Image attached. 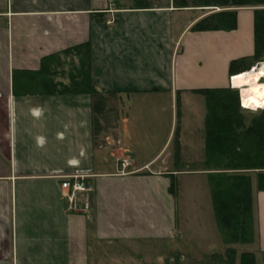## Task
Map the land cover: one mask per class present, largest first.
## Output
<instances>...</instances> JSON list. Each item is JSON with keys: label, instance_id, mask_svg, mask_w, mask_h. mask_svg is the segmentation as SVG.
I'll return each instance as SVG.
<instances>
[{"label": "crops", "instance_id": "1", "mask_svg": "<svg viewBox=\"0 0 264 264\" xmlns=\"http://www.w3.org/2000/svg\"><path fill=\"white\" fill-rule=\"evenodd\" d=\"M205 10L173 0H0V264H162L164 247L179 264H212L226 248L235 264L242 253L264 264V191L251 183L254 239L238 252L223 244L211 172L199 167L206 108L197 91L237 90L228 67L254 54L255 10H236L234 30H192ZM83 44L91 84L117 101L112 136L95 134L87 93L13 87L14 71L38 72ZM73 176L91 190L70 207L61 183Z\"/></svg>", "mask_w": 264, "mask_h": 264}, {"label": "trees", "instance_id": "2", "mask_svg": "<svg viewBox=\"0 0 264 264\" xmlns=\"http://www.w3.org/2000/svg\"><path fill=\"white\" fill-rule=\"evenodd\" d=\"M173 5L175 8L222 9L201 18L192 30L229 31L236 28V11L229 8L264 5V0H173ZM254 14V54L229 63L228 73L233 78L252 69L264 56V9H256ZM56 75L66 77L68 84H55ZM12 80L15 92L21 94L22 90L37 86L61 87L63 93L89 94L94 132L97 124L94 117L102 113L104 98L112 95L103 93L90 82L88 44L68 49L62 52V56L48 57L38 72L14 71ZM197 94L204 98L206 108V165L213 164L216 171L209 173L208 184L217 228L225 246L249 244L254 239L251 181L249 176L240 172L256 170L257 189L264 191V110L245 126L239 112L246 110L239 108L236 91L201 89ZM170 178L168 192L175 196L174 177L171 175ZM235 255L234 249L226 248L223 255H211L210 259L212 264H235ZM239 264H255L253 255L242 253Z\"/></svg>", "mask_w": 264, "mask_h": 264}, {"label": "rangeland", "instance_id": "3", "mask_svg": "<svg viewBox=\"0 0 264 264\" xmlns=\"http://www.w3.org/2000/svg\"><path fill=\"white\" fill-rule=\"evenodd\" d=\"M241 8H252L254 10H256V9H264V5L247 6V7H234V8H229V9L236 11V10L241 9ZM206 9L207 10H205L203 12H207V13L211 12L212 14L216 13V12H220V10H222V9H219V8H206ZM263 63H264V56L259 61V63H256L253 67L256 66V67L259 68ZM235 88H236V85H235ZM230 89L233 90V91H236L237 95H238V91L235 90V89H232L231 86L226 88V90H230ZM104 100H105L103 102V104H104L103 108L104 109L102 110V113L101 114H96L95 117H94L97 120V124H96V127H95V134L97 136L101 135L102 137L112 136L113 135V132H115V125H116V122L118 120V115H119L118 112H117L118 110H117L116 98L111 95V96H108V97L104 98ZM238 104H239V102H238ZM239 108H240V106H239ZM255 109L256 108H254L253 110H255ZM261 111L262 110H260V109H256V111H249V110L240 111L239 115H240V117L243 120V124L245 126H249L252 123L254 118H256L257 116L261 115V113H262ZM164 114L165 115L166 114L170 115V110L165 111ZM146 115H149V113H147ZM262 116H263V120H264V115H262ZM164 123H165V126L167 127V131H168L169 128L171 127L170 119H168L166 122H165V119H164ZM160 130H161L160 127L158 129L156 128V131H160ZM152 132L153 131H150L148 134H150ZM178 132H179V126H178V122L176 121V118H175V109H174V120H173V123H172L171 136H176L178 134ZM212 166H213V164H210L209 166L206 165V158L202 162V164L199 165V167L203 168V170L205 172L216 173V171L213 170ZM194 167H198V165H196V163H192V168H194ZM221 172H225V171H221ZM225 173H227V172H225ZM240 174H244V175L249 176L251 183L252 182L256 183L255 188H256V190H258L257 189V181L258 180H257V171L256 170H254V171H243V172H240ZM170 180H171V178H170ZM174 183L176 185L175 179H174ZM183 187H184V185H183ZM251 198H252V187H251ZM200 208H201L200 211L202 212V214L205 215L206 211H205V207L203 206L202 203L200 204ZM199 221H201V218H199ZM243 246H245V245L244 244H238L237 251L239 252L242 249ZM159 253H160L159 254V259L162 260V264H179V262L177 261L176 253H174V251L171 250L170 248H166V247L159 248ZM169 258H172L174 260V262L169 263L170 262ZM239 261H240V258H238V262Z\"/></svg>", "mask_w": 264, "mask_h": 264}, {"label": "bare ground", "instance_id": "4", "mask_svg": "<svg viewBox=\"0 0 264 264\" xmlns=\"http://www.w3.org/2000/svg\"><path fill=\"white\" fill-rule=\"evenodd\" d=\"M262 80V81H261ZM236 89L240 92L242 107L256 111L264 103V63L238 75ZM256 108L255 110H253Z\"/></svg>", "mask_w": 264, "mask_h": 264}, {"label": "built area", "instance_id": "5", "mask_svg": "<svg viewBox=\"0 0 264 264\" xmlns=\"http://www.w3.org/2000/svg\"><path fill=\"white\" fill-rule=\"evenodd\" d=\"M233 76H231L229 78V82L231 84V80H232ZM238 101H239V106L241 109L243 110H249V109H245L242 107V103H241V96H240V92H239V97H238ZM252 111V110H249ZM130 166V163L128 161H122L121 162V167L122 168H128ZM61 189H62V193L63 196L66 198L68 205L70 207H72L75 204V200L77 197L78 193H85L87 191L91 190V186L87 183H85L82 180V177H77V176H73L70 178L65 179L62 183H61Z\"/></svg>", "mask_w": 264, "mask_h": 264}]
</instances>
